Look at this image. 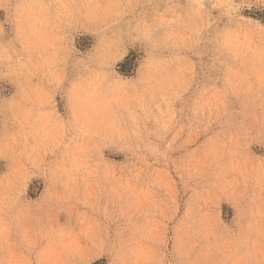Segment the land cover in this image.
I'll return each instance as SVG.
<instances>
[{
	"label": "rangeland",
	"instance_id": "obj_1",
	"mask_svg": "<svg viewBox=\"0 0 264 264\" xmlns=\"http://www.w3.org/2000/svg\"><path fill=\"white\" fill-rule=\"evenodd\" d=\"M46 2L56 42L28 53L20 0H0V44L15 49L0 63V264L34 262L52 229L79 235L76 264H122L137 242L158 264H264V0ZM92 69L138 115L121 110L120 131L89 138L72 123L67 82ZM150 75L168 99L139 109L132 97ZM46 122L63 135L34 137Z\"/></svg>",
	"mask_w": 264,
	"mask_h": 264
},
{
	"label": "clouds",
	"instance_id": "obj_2",
	"mask_svg": "<svg viewBox=\"0 0 264 264\" xmlns=\"http://www.w3.org/2000/svg\"><path fill=\"white\" fill-rule=\"evenodd\" d=\"M228 4L232 6L234 0H222L220 3L210 2V0H202L200 3L201 10L205 7L212 9H220ZM118 6V5H117ZM99 7V6H97ZM49 3L46 0H20L17 4L16 17V39L19 41L25 52L40 53L53 48L56 40L49 34L48 17ZM59 19V17H57ZM189 37L180 34L179 39L185 40ZM145 39L152 42L154 37L151 33L145 36ZM222 46H229L231 37L225 33L219 37ZM15 49L5 47L0 44V63H8L11 65L14 59ZM261 55H264L262 53ZM56 53H52V57H44V66L54 64ZM31 59V57H29ZM17 62L18 58H17ZM26 67V65H21ZM257 79L260 81L261 87H264V60L261 61L259 68L255 70ZM57 83L62 82L63 78L53 73ZM164 81L158 80L154 76H148L143 84V91L132 99L138 101L137 107L146 110V99L154 101L157 93L161 98L167 100L164 94ZM171 87V85H169ZM251 85H249V89ZM68 102L71 109L72 123L77 131L85 137H99L105 133L120 131L116 127V123L120 118L121 110H125L130 118L135 121L138 113L130 103L129 98L113 86L108 81L106 73L102 70L92 69L87 75H81L78 78L67 82ZM47 95V94H45ZM37 101L41 106L45 103L44 99L37 97ZM208 103V101H205ZM159 107V105H155ZM31 111V109H29ZM45 115L41 112L36 119ZM166 127V125H165ZM55 124L45 123L34 129L32 135L47 139L52 135L55 139L57 136L63 135L64 124L60 123L56 132ZM123 135V132H120ZM77 170H79L77 168ZM74 179V177H70ZM85 226L80 232L87 235L90 225L81 221ZM8 226L0 223V232H7ZM46 243L36 253V259L26 261V264H76L73 257L81 253L82 245L80 244L79 235L75 232H65L63 229H52L45 234ZM122 264H158L155 253L152 249L140 242L132 245L128 250V258L122 261Z\"/></svg>",
	"mask_w": 264,
	"mask_h": 264
}]
</instances>
